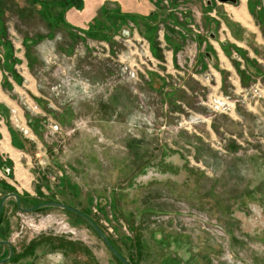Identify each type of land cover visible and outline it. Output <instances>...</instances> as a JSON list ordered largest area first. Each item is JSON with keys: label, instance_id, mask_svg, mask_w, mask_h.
Masks as SVG:
<instances>
[{"label": "rangeland", "instance_id": "obj_1", "mask_svg": "<svg viewBox=\"0 0 264 264\" xmlns=\"http://www.w3.org/2000/svg\"><path fill=\"white\" fill-rule=\"evenodd\" d=\"M41 1L0 0L21 18L8 38L26 78L0 82V104L14 105L0 112V264H52L53 249L70 264H124L85 219L47 202L89 217L128 264H264V75L235 69L234 41L247 31L255 43L244 11L234 16L244 28L230 6L220 16L235 59L215 81L199 70L211 41L203 24L170 72L142 37L76 41L62 25L38 57L31 45L47 41L46 24L34 44L27 35ZM260 44L257 71L237 61L261 75ZM153 69L171 76L160 92L146 85Z\"/></svg>", "mask_w": 264, "mask_h": 264}, {"label": "crops", "instance_id": "obj_2", "mask_svg": "<svg viewBox=\"0 0 264 264\" xmlns=\"http://www.w3.org/2000/svg\"><path fill=\"white\" fill-rule=\"evenodd\" d=\"M204 1L49 0L36 2L31 5L33 9L30 20H28L31 24H34L32 26L34 32L27 35V37H30L32 39L31 43L34 44V39L38 38L39 35V32L35 31L38 30V24L40 22L46 24V29L41 30L42 32L45 31L46 35L41 33L40 37L47 41H41L42 43L40 42L39 44L35 43V47L31 45V48L35 51L34 55L36 54L38 57L48 54L49 51L46 45L49 46L51 44L48 38L50 40L56 39L57 37L55 38L54 32L56 29H61V25L65 29V34L71 35L76 41L96 40L101 35L111 36L110 38L113 40H117L118 37L124 39L142 37L149 42V48L155 53V58L159 65L162 68L165 67L167 72H170L179 65L177 61L178 54L183 53L185 48L188 45H192V43L197 47L198 42L196 41L201 37L198 33V28L203 24V27L207 28L206 32L211 41H209L210 48L207 50L203 49L205 59L203 58V62L200 65L201 69L199 70L210 72L215 81L218 78L221 81L222 74L229 73L230 75L234 69L232 60L235 59L233 56L235 48H233V41L230 39L231 32L228 30L226 33H222L219 29V25L221 26L220 16L227 10L226 7L230 6L234 11L229 16L232 21L238 23V28L247 26V24L242 22L243 20L234 17L236 16L235 13L238 14L237 17H240L239 13L241 11H244L245 14L242 15L243 18L255 25V43L248 42L245 39L248 34L247 31H244L242 36L238 38L239 42L236 43L234 41V45L240 48L241 54L246 56V64H254V70L257 71L259 68L258 62L255 63L251 59L250 54L252 52L254 54L259 53L263 49L262 44L259 45V43L260 40L264 39V0H246V4H241L240 0L236 4H217L212 0ZM259 2H261V5H259ZM245 16L249 18L247 19ZM19 19L21 18H18V16L0 12V54L2 56L0 59V82L2 78L6 79L14 88L17 86V83L23 85L22 78L26 80L23 72L18 70L21 66L19 65L21 62L20 57L15 55L8 38L9 29L11 28L9 24L16 23ZM194 31L197 32L195 33ZM158 33L160 36L157 39ZM79 47V50L82 52L83 48ZM241 54L239 56L243 59ZM237 60L240 62L239 59ZM237 60L235 59V62L238 63L235 69L236 71L242 69L241 73L245 74L246 78H252L253 73L256 80L257 78H262L264 75L263 73L260 75L251 70L243 69L241 63L239 64ZM170 78L169 74L164 75L153 69L148 72L146 85L152 87L154 91L160 92L163 86L169 85ZM194 79H198V77ZM0 91L3 92L1 86ZM12 102L9 98L7 99L6 106L8 109L14 107ZM3 105L0 104L1 113L2 110L6 109V106ZM33 119L29 118V121ZM12 129L14 134L18 133L15 128L12 127ZM22 144L24 147H27L30 143L23 138ZM1 170L6 175H9L11 172V169H8L7 173H5L3 166H1ZM48 257L51 259L52 264H70L69 256H65L58 249H53L48 254Z\"/></svg>", "mask_w": 264, "mask_h": 264}, {"label": "water", "instance_id": "obj_3", "mask_svg": "<svg viewBox=\"0 0 264 264\" xmlns=\"http://www.w3.org/2000/svg\"><path fill=\"white\" fill-rule=\"evenodd\" d=\"M220 2L223 3H232V4H236L238 2V0H218ZM3 170L5 173H7L8 168L6 166H3ZM16 200H18V197L15 196ZM6 199V197L2 198L1 203H0V210L2 208V203L3 201ZM43 205H51V206H57V207H61V208H65L69 211H72L76 214H78L79 216H81L83 219H85L92 227L93 229L99 234V236L101 237V239L104 241V243L106 244V246L110 249V251L118 258L120 259L124 264H128L127 261L118 253V251L111 245V243L109 242V240L107 239V237L105 236V234L96 226V224L89 218L87 217L85 214L81 213L80 211L67 206L65 204L59 203V202H47L44 203ZM0 243L6 244L8 245V241L7 240H0ZM12 255V249L11 247L9 248V256L10 257ZM4 259L0 260V263L3 262Z\"/></svg>", "mask_w": 264, "mask_h": 264}, {"label": "flooded vegetation", "instance_id": "obj_4", "mask_svg": "<svg viewBox=\"0 0 264 264\" xmlns=\"http://www.w3.org/2000/svg\"><path fill=\"white\" fill-rule=\"evenodd\" d=\"M42 1H49V0H42ZM212 1H214V2H216V3H219V4H222L223 2H220V1H218V0H212ZM65 2H67V1H65ZM2 263V262H1Z\"/></svg>", "mask_w": 264, "mask_h": 264}, {"label": "bare ground", "instance_id": "obj_5", "mask_svg": "<svg viewBox=\"0 0 264 264\" xmlns=\"http://www.w3.org/2000/svg\"><path fill=\"white\" fill-rule=\"evenodd\" d=\"M235 15H236V16H238V14H237V13H235ZM123 39H124V38H123ZM129 39H130V38L124 39V41H127V42H129ZM132 39H133V38H132ZM148 49H149V46H148ZM2 142H4V141H2ZM2 147H3V146H2Z\"/></svg>", "mask_w": 264, "mask_h": 264}, {"label": "built area", "instance_id": "obj_6", "mask_svg": "<svg viewBox=\"0 0 264 264\" xmlns=\"http://www.w3.org/2000/svg\"><path fill=\"white\" fill-rule=\"evenodd\" d=\"M217 104H219L218 101H217ZM54 128L57 129L58 128L57 125H54ZM25 132H26V130H24V133Z\"/></svg>", "mask_w": 264, "mask_h": 264}]
</instances>
